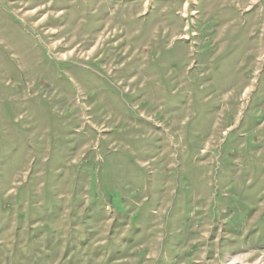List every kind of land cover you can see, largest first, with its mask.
<instances>
[{
  "label": "rangeland",
  "instance_id": "obj_1",
  "mask_svg": "<svg viewBox=\"0 0 264 264\" xmlns=\"http://www.w3.org/2000/svg\"><path fill=\"white\" fill-rule=\"evenodd\" d=\"M0 264H264V0H0Z\"/></svg>",
  "mask_w": 264,
  "mask_h": 264
}]
</instances>
